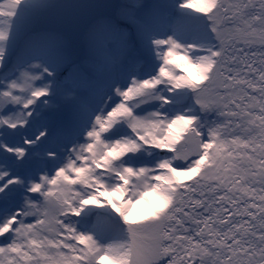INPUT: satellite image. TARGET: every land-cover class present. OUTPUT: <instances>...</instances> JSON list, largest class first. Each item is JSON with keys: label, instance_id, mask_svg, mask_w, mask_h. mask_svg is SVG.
Here are the masks:
<instances>
[{"label": "snow or ice", "instance_id": "1", "mask_svg": "<svg viewBox=\"0 0 264 264\" xmlns=\"http://www.w3.org/2000/svg\"><path fill=\"white\" fill-rule=\"evenodd\" d=\"M83 8L112 13L86 34L90 69L50 35L6 51L9 25ZM0 17V264H264V0H8ZM137 48L161 60L148 78ZM117 224L126 242L101 245Z\"/></svg>", "mask_w": 264, "mask_h": 264}, {"label": "water", "instance_id": "2", "mask_svg": "<svg viewBox=\"0 0 264 264\" xmlns=\"http://www.w3.org/2000/svg\"><path fill=\"white\" fill-rule=\"evenodd\" d=\"M78 1V2H77ZM139 1V3H143L145 1V3H143L146 7L151 5L149 0H141L142 2H140V0H136V2ZM71 2L73 3H80V4H90V3H108V4H119L121 2H125V0H71ZM165 1H163L162 3H164ZM171 2V0H170ZM85 11L86 8H83V9H78V10H73V11H70V12H66V13H51V14H48V15H44V19L47 21H52V22H55V23H61V22H64V21H70L72 23V27L73 29L69 30V36H79V37H82V35L84 36L85 33L88 31V25H89V21L91 20H96L97 17L95 15H92V17L90 19H87V21H85V19H78V18H72V15L73 13L77 12V11ZM107 10H108V13H107ZM107 13L108 15H111V10L109 9H106L104 10V13ZM106 14V15H107ZM42 19L41 17H37V18H32L30 19L29 21H27L26 25L24 28L20 29V30H17L16 28V32L14 33L13 35V39L15 41V44L14 46H12L10 48V51L12 55H17V53L19 52V49H20V45L23 43V41L27 40L28 37H35L36 36V32L34 31V25H36L37 23L41 22ZM163 32V34H162ZM58 35L57 36H52L62 42H64V44L66 45L65 43V38L60 34V33H57ZM171 35L170 32H164L163 30L159 31L157 33V36L161 38H165L167 36ZM42 35H39L37 38L41 37ZM84 43H83V46L80 47V50H79V54H78V57L76 58H73L75 60V62L78 64V65H81L83 66L84 68L86 69H90V64H89V61L88 59H85L84 60V55L85 53L87 54L88 50H86V48L84 47ZM68 49H71V46H67ZM146 51L142 50V49H139L138 53L136 54V56H138L139 58H142V56L144 55ZM149 60L147 59V62L148 63H152V64H156V61H154V59L152 57H148ZM135 61V60H134ZM148 65H145V69H141L140 68V73L138 74V72L136 73V75H139V76H144L146 77L148 73H144V70H149L152 71V68L148 69L147 68ZM63 93L65 94L64 96H61L62 98L66 97V91L63 90ZM83 94V93H81ZM56 102V101H55ZM65 108L70 112L71 111V108H70V102L67 100L65 103ZM54 109L56 111H59L58 110V104L56 102V107H54ZM51 114V115H50ZM47 117L54 123V124H57V123H64L68 120V117L61 113L60 112V117L59 118H55L54 116V112H49L46 114ZM101 212H103L104 210H99ZM109 213L111 212V210H107ZM114 215V214H113ZM75 219V218H74ZM118 225V224H117ZM120 226V225H119ZM117 227V226H116ZM94 236H95V233H92ZM114 237V230H113V233L107 237H103L104 238V241H108V240H111L112 238ZM99 238V237H97ZM4 241V239H2ZM103 241V242H104Z\"/></svg>", "mask_w": 264, "mask_h": 264}, {"label": "rangeland", "instance_id": "3", "mask_svg": "<svg viewBox=\"0 0 264 264\" xmlns=\"http://www.w3.org/2000/svg\"><path fill=\"white\" fill-rule=\"evenodd\" d=\"M6 1H8V0H0V4H5L4 2H6ZM78 2V1H77ZM137 2H139V1H137ZM140 2H142L141 0H140ZM165 3V2H164ZM104 10H106V9H90V8H86V10L85 11H77V12H75V13H73V15H72V18H78V19H85V21H87V19H90L91 17H92V15H95L97 18L99 17V16H101V15H106L107 13H108V10H107V13L105 12L104 13ZM108 15V14H107ZM2 19V17H0V24H2V22H3V20H1ZM15 19V18H14ZM14 28H15V26H13L12 28H11V25H9V29H8V35H9V37H10V40H12L13 39V34H14ZM162 34H163V32H162ZM168 37V36H167ZM167 37H165V38H167ZM157 38H159V37H157ZM174 39H175V37H173ZM161 39H163L162 38V36H161ZM66 43V42H65ZM66 46H68V43H66ZM6 47H7V45H6ZM10 48L11 47H8V48H6L7 49V51L9 52L10 51ZM165 50H167L166 49V47H165ZM180 55H183V53L182 52H180L179 53ZM16 56L17 55H12V60L14 61L15 59H16ZM88 61H89V59H88ZM154 61H156V64H160V62L157 60V59H154ZM170 68H171V66H169ZM172 70L173 71H175V72H179V70L178 69H174V68H172ZM155 71L157 72V74H158V68H156L155 69ZM149 72V70H144V73H148ZM137 73V72H136ZM0 74H2V73H0ZM145 78H148L147 76L145 77ZM65 94L63 93V90H61L60 92H58L57 93V95L53 98V103L55 104V101L57 102V104H58V110L59 111H56V110H54V111H52V112H54V116H55V118H59L60 117V112L61 113H63V114H65L68 118H69V116H70V112L65 108V105H64V103L68 100L66 97H64V98H62L61 96H64ZM145 107H147V106H145ZM51 115V114H50ZM34 130V128H31V129H27V134H30L31 133V131H33ZM22 131H24V130H22ZM124 131L125 132H127V129L125 128L124 129ZM107 135V134H106ZM21 140V137L20 136H16L15 137V141H20ZM160 155L161 156H164V155H170V154H168V153H160ZM146 159H150V158H148V157H146ZM3 207V204L2 203H0V208H2ZM110 210V209H109ZM74 219V218H73ZM118 219V218H117ZM33 220V218H29V221H32ZM120 225V226H119ZM88 234H90V235H93L91 232L90 233H88ZM94 236V235H93ZM95 237V236H94ZM2 238L3 237H0V245H3L4 244V241L2 240ZM97 238V237H96ZM4 239V238H3ZM98 239V242L101 244V245H106V244H109V243H123V242H126V240H127V234H126V231L124 230V227H123V225L122 224H118L117 225V227L114 229V237L111 239V240H108V241H104V238H97ZM104 241V242H103Z\"/></svg>", "mask_w": 264, "mask_h": 264}, {"label": "bare ground", "instance_id": "4", "mask_svg": "<svg viewBox=\"0 0 264 264\" xmlns=\"http://www.w3.org/2000/svg\"><path fill=\"white\" fill-rule=\"evenodd\" d=\"M163 1L170 2V0H149V2L151 3V5L152 4H156V3H162ZM4 3L6 4V3H8V1H6ZM3 19L4 18H2L1 20H3ZM6 51H7V49H6ZM138 51H139V48H137L133 60H135L134 61V70H135V72H138V74H139L141 72L140 71V68L141 69H145V65H148L147 66L148 69L151 68L152 63H148L147 62V59L149 60L148 57H152L153 58L154 57V53H152V52H145L144 55L142 56V58H139L138 56H136V54L138 53ZM157 60L161 63V60H159V59H157Z\"/></svg>", "mask_w": 264, "mask_h": 264}, {"label": "flooded vegetation", "instance_id": "5", "mask_svg": "<svg viewBox=\"0 0 264 264\" xmlns=\"http://www.w3.org/2000/svg\"><path fill=\"white\" fill-rule=\"evenodd\" d=\"M40 17H41V19H42L43 22L46 21V20L44 19V16H40ZM35 18H37V17H35ZM94 22H95V20H91V21H89L88 28H89ZM59 27H60V29L63 31V32H62L63 35H65L64 38H65V42H66V43H68V44H77V43H78L77 40H80V38L75 37V36H69V30H70V29H71V30L73 29V27H72V23H71L70 21H64V22H61ZM87 32H88V31H87ZM87 32L85 33L84 36H86ZM82 36H83V35H82ZM71 52H72V54H73V58H75V56H76V51L72 49Z\"/></svg>", "mask_w": 264, "mask_h": 264}, {"label": "clouds", "instance_id": "6", "mask_svg": "<svg viewBox=\"0 0 264 264\" xmlns=\"http://www.w3.org/2000/svg\"><path fill=\"white\" fill-rule=\"evenodd\" d=\"M143 3H145V1H144ZM150 4H151V3H150ZM44 35H46V33H44L43 36H44ZM88 58H89L88 55H84V60H85V59H88Z\"/></svg>", "mask_w": 264, "mask_h": 264}]
</instances>
